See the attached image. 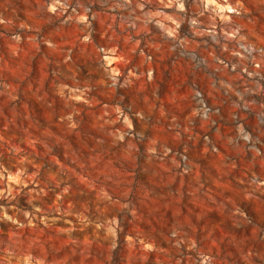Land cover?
<instances>
[{
	"label": "rangeland",
	"instance_id": "obj_1",
	"mask_svg": "<svg viewBox=\"0 0 264 264\" xmlns=\"http://www.w3.org/2000/svg\"><path fill=\"white\" fill-rule=\"evenodd\" d=\"M0 264H264V0H0Z\"/></svg>",
	"mask_w": 264,
	"mask_h": 264
}]
</instances>
